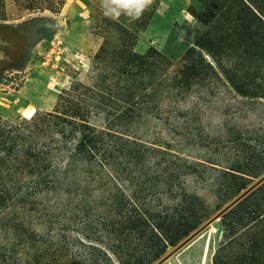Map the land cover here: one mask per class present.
<instances>
[{"label":"rangeland","instance_id":"obj_1","mask_svg":"<svg viewBox=\"0 0 264 264\" xmlns=\"http://www.w3.org/2000/svg\"><path fill=\"white\" fill-rule=\"evenodd\" d=\"M263 2L257 1L259 5ZM245 5L256 8L250 0H0L3 122L17 123L37 112H52L60 95L64 99L70 95L87 107L89 120L97 127L105 126L107 119L115 116L95 113V103L112 106V113L130 108L138 113L135 122L123 131L119 129L130 138L156 146L170 145L172 153L191 161L215 163L207 164L201 178H187L186 184L183 180L175 182V199L163 196L169 186L154 182V200L137 203L139 211L142 208L145 212L138 217L149 223L155 224L157 215L162 219L177 218L183 197L178 187L184 186L201 196L206 210L196 229L158 259H149L148 264L162 260L199 229L201 232L192 241L163 264H252L249 249L251 242L260 237L259 229L245 226L233 230L228 225L230 220L223 219L232 210L236 211L234 217L244 215L247 197L223 216L218 214L264 176L262 171L256 177L240 175L245 179L241 181L222 171L242 158L233 149L232 141L258 143L257 152L264 153V102L241 98L220 80L210 87L183 93L180 103L174 101L175 92L164 94L159 99V111L154 112V91L147 86L154 76V65L142 69L137 59L148 57L152 62L155 52L182 55L191 40L222 41L228 35L233 40L242 23L240 19L246 15ZM254 65L258 66L255 60ZM114 66L120 69L113 70ZM176 68L167 71L168 77ZM231 181L233 191L225 197L224 189L220 192L225 186L222 184ZM244 183L246 188L237 191ZM126 185L128 196L139 191ZM110 187L108 190L115 192ZM130 203L129 209L136 207ZM92 207L106 210L103 219H98L96 213L90 221V232L96 238L92 241L100 249L90 253L99 259V264H124L130 255L140 258L150 252V230L146 236L118 242L102 229L114 220L113 215L109 216L112 204ZM3 223L0 246L8 241L6 229L1 228ZM213 226L218 228L217 234H211ZM162 234L154 225V244ZM75 250L84 249L76 246Z\"/></svg>","mask_w":264,"mask_h":264},{"label":"trees","instance_id":"obj_2","mask_svg":"<svg viewBox=\"0 0 264 264\" xmlns=\"http://www.w3.org/2000/svg\"><path fill=\"white\" fill-rule=\"evenodd\" d=\"M250 1L256 8L245 5L246 15L240 19L233 40L230 35L222 41L191 40L184 54L155 52L152 62L148 57H137L142 69L154 65V76L147 82L154 91V112L159 111L164 94L175 92L174 101L180 103L183 93L221 81L241 98L264 102V2ZM174 66L173 76L168 77L167 71ZM115 67L112 69H120ZM63 97L59 96L52 112H37L17 123L0 119V223L4 222L1 228L8 234L7 243L0 246V264H99L90 253L100 252L92 241L96 238L90 232V221L96 213L103 219L106 210L95 209L92 204L108 202L112 204L109 216L114 220L102 229L116 241L146 236L149 230L152 233L150 252L140 258L130 255L124 264H148L158 259L202 223L204 203L198 193L178 187L183 197L177 218L157 215L155 224L138 217L145 212L142 208L139 211L137 203L154 200V182L169 186L163 196L175 199V182L183 180L186 184L187 178H201L207 164L215 163L191 161L172 153L170 145L156 146L130 138L119 130L135 122L138 113L130 108L112 113V106L95 103V113L115 116L97 127L90 122L86 106L70 95ZM231 144L242 158L222 170L225 176L245 181L240 175L256 177L264 172V153L257 152L258 143L238 140ZM232 182L222 184L225 186L220 192L224 189L225 197L233 191ZM126 184L139 191L128 196ZM246 186L241 184L237 191ZM130 202L136 207L129 209ZM244 202V215L234 217L236 211L232 210L223 219L230 220L228 225L233 230L245 226L259 229L261 238L251 242L249 260L264 264V184ZM154 225L163 233L155 244ZM76 246L83 252L75 250ZM104 252L107 254V249Z\"/></svg>","mask_w":264,"mask_h":264},{"label":"water","instance_id":"obj_3","mask_svg":"<svg viewBox=\"0 0 264 264\" xmlns=\"http://www.w3.org/2000/svg\"><path fill=\"white\" fill-rule=\"evenodd\" d=\"M262 184H264V176L261 177L255 184L247 188L242 194H240L235 200H233L229 205H227L221 212L218 214L219 216H223L228 211H230L234 206H236L240 201L245 199L247 196H249L253 191H255L257 188H259ZM217 217V218H218ZM201 232V229L196 231L194 234H192L189 238H187L184 242H182L179 246H177L173 252L165 256L162 260L157 262L156 264H163L165 263L174 253L178 252L180 249H182L186 244H188L190 241H192L199 233Z\"/></svg>","mask_w":264,"mask_h":264},{"label":"built area","instance_id":"obj_4","mask_svg":"<svg viewBox=\"0 0 264 264\" xmlns=\"http://www.w3.org/2000/svg\"><path fill=\"white\" fill-rule=\"evenodd\" d=\"M210 232H211V234H217L218 233V228L213 226L211 228V231Z\"/></svg>","mask_w":264,"mask_h":264},{"label":"clouds","instance_id":"obj_5","mask_svg":"<svg viewBox=\"0 0 264 264\" xmlns=\"http://www.w3.org/2000/svg\"><path fill=\"white\" fill-rule=\"evenodd\" d=\"M149 2H150V0H149Z\"/></svg>","mask_w":264,"mask_h":264}]
</instances>
